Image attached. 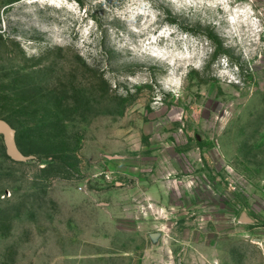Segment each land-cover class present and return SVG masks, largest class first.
Masks as SVG:
<instances>
[{"label": "rangeland", "instance_id": "obj_1", "mask_svg": "<svg viewBox=\"0 0 264 264\" xmlns=\"http://www.w3.org/2000/svg\"><path fill=\"white\" fill-rule=\"evenodd\" d=\"M0 119V264H264V0H0Z\"/></svg>", "mask_w": 264, "mask_h": 264}, {"label": "water", "instance_id": "obj_2", "mask_svg": "<svg viewBox=\"0 0 264 264\" xmlns=\"http://www.w3.org/2000/svg\"><path fill=\"white\" fill-rule=\"evenodd\" d=\"M0 136L3 139L6 155L16 162L29 160L31 157L24 155L17 146L15 138V129L4 119H0ZM239 221L244 223H252L253 221L242 213Z\"/></svg>", "mask_w": 264, "mask_h": 264}, {"label": "trees", "instance_id": "obj_3", "mask_svg": "<svg viewBox=\"0 0 264 264\" xmlns=\"http://www.w3.org/2000/svg\"><path fill=\"white\" fill-rule=\"evenodd\" d=\"M15 1H18V0H15ZM167 21H168V23H170V24H178L176 21H175V19H172L171 17H169V19H167ZM23 135H22V133L21 132H18L17 131V133H16V143H17V146L19 147V148H21L22 150V153L23 154H31V151H29V150H27L25 147H24V140H23Z\"/></svg>", "mask_w": 264, "mask_h": 264}]
</instances>
